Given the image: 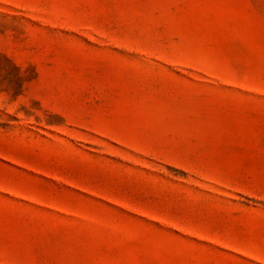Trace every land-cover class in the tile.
<instances>
[{"label":"rangeland","instance_id":"obj_1","mask_svg":"<svg viewBox=\"0 0 264 264\" xmlns=\"http://www.w3.org/2000/svg\"><path fill=\"white\" fill-rule=\"evenodd\" d=\"M0 264H264V0H0Z\"/></svg>","mask_w":264,"mask_h":264}]
</instances>
